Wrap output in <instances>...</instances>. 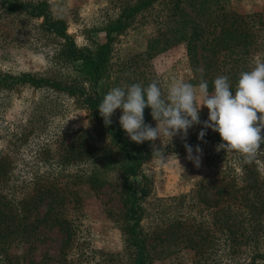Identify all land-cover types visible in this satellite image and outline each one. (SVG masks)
<instances>
[{"label": "trees", "instance_id": "trees-1", "mask_svg": "<svg viewBox=\"0 0 264 264\" xmlns=\"http://www.w3.org/2000/svg\"><path fill=\"white\" fill-rule=\"evenodd\" d=\"M155 1L136 0L126 7L109 26L107 40L90 50L76 44L64 18L49 0H0V37L16 31L29 47L40 49L47 64L42 73L0 70V90L11 92L22 85L50 90L71 97L87 111L97 133L114 150V156L108 152L99 156L102 172L118 163L124 208L119 225L123 264H152L151 250L168 253L180 248L193 250V264H264V145L248 162L237 152L217 151L221 137L210 128L204 140H199L203 124L194 125L187 138L173 148L184 150L185 143L199 145L208 171L188 192L161 197L143 170L145 162L157 156L155 152L146 142L131 141L119 117L113 115L112 124L105 126L99 114L104 96L97 91V83L108 71L110 33L126 26ZM189 4L188 11L174 2L168 37L155 38L148 53L152 48L160 51L172 42H183L191 70L185 82L198 85V70H202L212 92L213 80L224 75L234 94L239 74L264 62V6L259 11L238 13L215 1L190 0ZM153 43L156 46L152 47ZM81 74L88 84L77 79ZM90 150L73 140L56 160L59 166H37L28 179L22 170L16 173V152L0 149V264L12 263V249L32 245L39 235L38 222L62 230L60 255L65 258L66 250L80 236V226L68 216V210L79 214L81 208L77 188L88 183L96 189L105 180L98 169L88 170ZM209 191H214L213 198ZM41 206L44 210L35 224L30 219Z\"/></svg>", "mask_w": 264, "mask_h": 264}, {"label": "rangeland", "instance_id": "rangeland-1", "mask_svg": "<svg viewBox=\"0 0 264 264\" xmlns=\"http://www.w3.org/2000/svg\"><path fill=\"white\" fill-rule=\"evenodd\" d=\"M49 1L64 18L67 32L74 37L76 44L95 50L107 40L109 26L136 0ZM175 1H178L179 7L190 10V0H156L135 14L126 26L110 33L112 40L108 71L106 77L97 83V91L101 95L105 96L114 87L127 88L134 83L146 87L152 81H156L167 94L174 81L185 82L190 77L191 70L183 42H172L160 51L152 48L148 53V46L155 38L168 37L167 32L172 25L169 22L170 14ZM209 1L238 13L259 11L264 6V0ZM153 46L156 44L153 43ZM46 69L47 64L40 49L29 47L24 43V37L16 31L4 39L0 37L1 71L14 74L42 73ZM77 79L84 85L88 84L82 74ZM208 112L207 107L202 106L200 117L208 119ZM120 115L122 111L117 109L114 116ZM144 118L145 123L156 126L149 107L144 110ZM97 132L87 111L62 93L28 85L11 92L0 90V149L8 148L16 152V173L20 174L22 170L21 174L25 178L29 179L37 166L43 169L59 166L56 160L73 140L83 142L86 150L91 148L88 170L96 168L102 172L99 156L104 152L114 156V150ZM180 139L179 135L174 136L170 142L169 137L161 135L154 144L165 160L162 162L159 156H151L143 166V170L151 176L158 196L186 193L208 171L203 150L201 165L196 167L187 158L186 149L173 148ZM145 142L153 150V142ZM117 168L116 161L110 167H105L102 172L105 180L100 187L93 189L85 183L77 188L81 208L79 214L68 210V216L80 226V236L76 244L66 250L65 258L60 255L64 238L62 230L58 226L36 222L44 210V206H41L30 219L38 225V237L32 245L27 243L12 249L11 264H123L119 255L122 251L119 225L123 222L124 208ZM136 179L140 181V178ZM208 195L213 198L214 191H209ZM162 251L151 250L152 264H193L194 253L191 249H174L168 253Z\"/></svg>", "mask_w": 264, "mask_h": 264}, {"label": "clouds", "instance_id": "clouds-1", "mask_svg": "<svg viewBox=\"0 0 264 264\" xmlns=\"http://www.w3.org/2000/svg\"><path fill=\"white\" fill-rule=\"evenodd\" d=\"M198 71H201V78L197 86L174 81L167 94L156 81L146 87L134 83L127 88L110 89L98 106L104 125H111L115 111L120 109L119 123L130 140L137 144L153 142V152L163 162L165 157L154 144L157 138L164 135L171 142L179 135L186 139L190 128L203 124L199 140H204L210 128L221 137L217 151L237 152L250 162L264 145V62H257L250 71L239 74L234 94L229 78L224 75L213 80L214 90L210 93L202 70ZM202 106L209 110L208 119L204 121L200 119ZM146 107L151 109L155 127L145 123ZM184 147L187 158L200 167L203 154L200 146L193 149L185 143Z\"/></svg>", "mask_w": 264, "mask_h": 264}]
</instances>
